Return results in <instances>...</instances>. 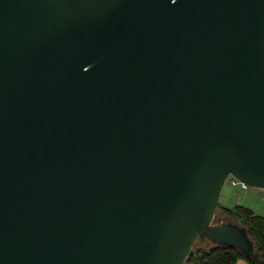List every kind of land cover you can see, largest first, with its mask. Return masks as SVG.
Instances as JSON below:
<instances>
[{
	"label": "water",
	"instance_id": "obj_1",
	"mask_svg": "<svg viewBox=\"0 0 264 264\" xmlns=\"http://www.w3.org/2000/svg\"><path fill=\"white\" fill-rule=\"evenodd\" d=\"M264 187V0H0V264H185Z\"/></svg>",
	"mask_w": 264,
	"mask_h": 264
},
{
	"label": "trees",
	"instance_id": "obj_2",
	"mask_svg": "<svg viewBox=\"0 0 264 264\" xmlns=\"http://www.w3.org/2000/svg\"><path fill=\"white\" fill-rule=\"evenodd\" d=\"M217 217L246 226L249 236L255 243L256 250L264 262V217L257 215L248 207L241 205L228 207L221 204L217 211ZM240 258L253 264L250 259L235 248L214 244L207 238L203 240L198 238L185 264H236Z\"/></svg>",
	"mask_w": 264,
	"mask_h": 264
},
{
	"label": "rangeland",
	"instance_id": "obj_3",
	"mask_svg": "<svg viewBox=\"0 0 264 264\" xmlns=\"http://www.w3.org/2000/svg\"><path fill=\"white\" fill-rule=\"evenodd\" d=\"M232 178L230 176L223 187L220 204L228 207L236 205L248 207L257 215L264 217V187L248 185L245 189L240 182L233 184ZM239 261L240 259L236 264H240Z\"/></svg>",
	"mask_w": 264,
	"mask_h": 264
},
{
	"label": "built area",
	"instance_id": "obj_4",
	"mask_svg": "<svg viewBox=\"0 0 264 264\" xmlns=\"http://www.w3.org/2000/svg\"><path fill=\"white\" fill-rule=\"evenodd\" d=\"M232 182H233V184H237L238 182H240L241 184H242V187L243 188H248V184H246V183H244V182H242V181H239L238 179H236V178H232Z\"/></svg>",
	"mask_w": 264,
	"mask_h": 264
},
{
	"label": "crops",
	"instance_id": "obj_5",
	"mask_svg": "<svg viewBox=\"0 0 264 264\" xmlns=\"http://www.w3.org/2000/svg\"><path fill=\"white\" fill-rule=\"evenodd\" d=\"M240 264H248V262L245 259L240 258Z\"/></svg>",
	"mask_w": 264,
	"mask_h": 264
}]
</instances>
